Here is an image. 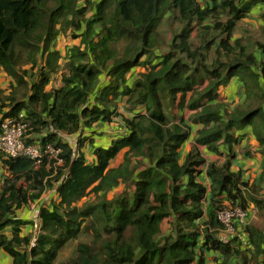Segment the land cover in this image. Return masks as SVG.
Listing matches in <instances>:
<instances>
[{"label":"trees","instance_id":"16d2710c","mask_svg":"<svg viewBox=\"0 0 264 264\" xmlns=\"http://www.w3.org/2000/svg\"><path fill=\"white\" fill-rule=\"evenodd\" d=\"M253 15L262 21L259 40L234 38L237 24ZM163 20L169 43L158 33ZM67 33L79 45L62 56L55 41ZM137 67L144 71L135 73ZM1 70L12 79L7 95L0 90L2 119L23 113L26 134L34 136L25 142L50 144L62 160L56 166L45 157L36 166L0 154L6 171L0 250L11 264H203L204 249L246 259L249 230L245 245L222 243L216 215L224 202L246 211L257 190L226 161L207 167L206 198L197 177L204 160L194 147L179 163L190 127L171 115L193 112L188 120L201 127L194 142L212 153L231 148L235 133L250 128L264 156V0H0ZM55 76L62 86L47 90ZM233 79L243 100L230 109L218 91ZM112 120L122 130L105 148L90 141L92 164L81 152L87 139L75 149L60 140V133L80 134ZM123 150L122 163L110 167ZM121 185V194L107 199ZM53 186L57 200L39 208L40 232L31 245L33 236L21 230L28 222L16 212ZM88 196L93 199L79 205ZM167 219L170 230L162 237ZM85 234L89 244L78 243L72 257L56 262L64 246ZM252 235L264 242L261 230Z\"/></svg>","mask_w":264,"mask_h":264},{"label":"crops","instance_id":"0c3cea01","mask_svg":"<svg viewBox=\"0 0 264 264\" xmlns=\"http://www.w3.org/2000/svg\"><path fill=\"white\" fill-rule=\"evenodd\" d=\"M257 12V11H255ZM252 17H257V15H253ZM169 40L166 43H169ZM78 46L79 44H72ZM57 50H59L57 48ZM61 55L64 54V49L59 50ZM164 50L161 47V52ZM131 76V75H130ZM59 77V79H57ZM134 77V76H133ZM132 77V78H133ZM131 78V79H132ZM3 79L5 83H2ZM130 79V80H131ZM12 83V79L8 76V74L1 70L0 71V90L4 91L5 94H8L10 89H5ZM61 81L60 76H56L54 81H52L47 90L58 89L60 88ZM240 89V84L237 80L233 79L230 84L226 88H220L218 91L219 100L225 102L229 105V108H233L235 105L239 104L243 100L242 98L238 101V103L230 104L233 100H229L230 93H233V89ZM242 93V88L240 89ZM189 95H187V98ZM121 108H124L121 105ZM120 109V108H119ZM141 110V109H140ZM128 111V110H126ZM129 112V111H128ZM125 117L130 116V112L128 114H124ZM193 114V112L188 111L186 108H183L181 111L179 109H174L172 111L171 118L173 121H178L183 119L184 122L190 127L188 131V138L186 142L180 147L178 150L179 153V163L181 164L186 155L192 150V148L196 147L200 156L204 160L203 164L199 167V173L197 175L200 182L206 187V198L210 195V185L211 182L206 176V169L210 164H214L216 166H222L226 161L230 162V171L232 173H238L240 175V179L242 182L246 183L249 188H255L257 190V194L252 195L253 201H250L247 206V227L249 230L248 233L251 234V242L252 245L249 249L244 252L246 259H242L239 254L232 252L227 257L218 251V250H208L204 249L202 253L203 264H264V242L258 243L256 242L255 237L252 235V231L261 230V234L264 236V156L262 155L258 143L253 136L250 128H245L242 131H238L235 133L236 143L228 148L227 146L221 145L218 149L217 153H212L206 150L205 147L197 146L195 144L196 133L201 128L200 125L191 123L188 119ZM115 121V122H113ZM117 120H112V122L108 125H93L91 129H87L82 131L80 134L75 135H67L65 133H60L59 137L63 144L67 143L73 149L76 148L78 139H87V142L84 143V146L81 149V152L84 155L85 162L87 164H92L94 161V157L92 155V147L91 142L95 147L105 148L109 145L110 141L115 139V137L122 130L120 128L121 125ZM126 150H123L121 154ZM120 155V157L122 156ZM116 159V158H115ZM112 160L110 162V167H114ZM6 174L5 170L0 169V187L2 185V176ZM185 183L186 180H183ZM121 187V186H120ZM120 189V188H119ZM250 190L248 189L249 192ZM250 193V192H249ZM222 198V196L220 197ZM224 198V197H223ZM57 199V193L55 186L50 191H46L39 200L34 203H29L28 206L21 208L16 212V217L20 220L28 222L25 226L22 227V232L24 234H31L34 236L35 233V224H38V211L39 208L43 205H49L51 201H55ZM256 202H255V201ZM260 202L263 211L258 208L257 203ZM32 204V206H31ZM224 204L228 205V202H224ZM205 219V217L203 218ZM170 221V219H167ZM236 226H239V223H236ZM169 232V231H167ZM166 232V233H167ZM5 234L7 236L10 235V230H6ZM247 234V233H246ZM249 237V234H247ZM253 236V237H252ZM250 239V237H249ZM241 252L245 250V248L241 247ZM0 264H11V258H9L5 253L0 250Z\"/></svg>","mask_w":264,"mask_h":264},{"label":"built area","instance_id":"2783aa9c","mask_svg":"<svg viewBox=\"0 0 264 264\" xmlns=\"http://www.w3.org/2000/svg\"><path fill=\"white\" fill-rule=\"evenodd\" d=\"M23 113L18 118L2 119L0 114V154L6 158H26L38 165L42 158L53 160L56 166L62 164L60 159L61 150L54 148L50 144L39 145L37 142L26 143L29 138L26 134L27 126L22 122ZM205 209V207H204ZM247 211L238 207L226 205L217 212L216 218L220 224L217 238L222 243L230 240L240 241L243 245L247 242ZM203 219V218H202ZM239 226H236V223ZM35 235L32 237L31 245H34L35 239L40 232L39 223L34 225Z\"/></svg>","mask_w":264,"mask_h":264},{"label":"rangeland","instance_id":"374dc122","mask_svg":"<svg viewBox=\"0 0 264 264\" xmlns=\"http://www.w3.org/2000/svg\"><path fill=\"white\" fill-rule=\"evenodd\" d=\"M261 22L262 21L258 17H249V18L243 19L242 21H240L237 24V27H236V29L234 31V34H233V37L234 38H241L243 40H248V39L252 38L251 41L259 40ZM158 33H159L160 37L163 38V42H167L169 40V37L171 35V28H170V24L168 23V21L163 20L160 23V25L158 27ZM192 37H195V33L192 34ZM72 44H79V39L73 40V39L70 38V34L67 33L66 35H61V36H59L57 38V40L55 41V49H57V48L59 50L64 49V51H65V48L66 47L74 46ZM162 49L164 51L167 50V48H165V47L162 48ZM60 63H62V62H60ZM135 71H136L135 73H139V72H143L144 69L142 67H137L135 69ZM130 75L131 74H129L128 77H130ZM57 79H59V77ZM2 83H5V80L4 79H3ZM7 88L10 89V84L5 89H7ZM240 89L235 88V89L232 90L233 93L232 94L230 93L229 100H233V101L230 104H233V103L236 104L242 98V93H241V90ZM5 95H7V94H5ZM189 96H190V94H189ZM121 111L125 115L129 113L124 108H121L120 107L119 112L121 113ZM168 114H170V113L168 112ZM113 122H115V121H113ZM29 137L31 139H34V136H29ZM120 155H122V154L120 153L116 157V159L113 161L114 167H118L122 163L123 155L121 157H120ZM138 160H140V158ZM147 165L148 164H145L146 167H147ZM119 188L116 189V190H114V191H112V192H110V193H108L107 196H106L107 199H112L114 195L121 194V192L124 190V185H121V187H119ZM91 199H93V196H88L87 198L83 199L79 203V205H81L82 203H84V202H86L88 200H91ZM31 206H32V204H31ZM169 230H170V223H169V221L164 220V222L161 225V233H162V235H160V236H162V237L163 236H166L167 233H168L167 231H169ZM159 239L162 240L161 237ZM90 241H91V235L85 234V235L79 236L77 240L69 242V244H67L66 246H64L60 250L56 262H63L65 260H67L68 258L72 257L74 255V252H75L74 251L75 250V247H76V245L78 243H87V244H89Z\"/></svg>","mask_w":264,"mask_h":264}]
</instances>
